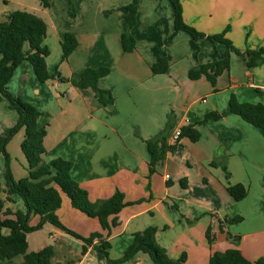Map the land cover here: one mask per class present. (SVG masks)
Returning a JSON list of instances; mask_svg holds the SVG:
<instances>
[{
	"label": "crops",
	"instance_id": "obj_1",
	"mask_svg": "<svg viewBox=\"0 0 264 264\" xmlns=\"http://www.w3.org/2000/svg\"><path fill=\"white\" fill-rule=\"evenodd\" d=\"M131 3L138 7L137 23L131 29L136 46L126 51L122 34ZM182 4L185 22L205 35L195 39L179 31L171 38L170 0H73L74 9L71 0H50L49 7L34 6L33 12L48 26L44 43L50 48L49 71L58 68L63 76L72 77L87 67H109L99 86L112 92L114 104L100 107L92 89L84 91L71 82L39 81L27 60L16 69L9 89L42 112L46 161L57 157L73 161L72 176L92 201L124 192L129 204L117 215L118 225L111 231L104 230L97 217L75 208L64 192L56 211L64 225L83 236L101 232L110 242L112 259L124 255L135 232L156 226L158 242L174 259L186 252V264H209L214 251L235 247L255 261L264 258L263 129L232 112L198 124L199 140L180 138L176 152L158 162L154 173H150L146 140L172 124L168 134L172 144L176 129L197 124L211 111H226L232 93L241 102L264 103V59L249 67V57L243 53L264 47V0H183ZM224 31L241 54L208 37ZM67 32L76 35L78 45L62 61ZM162 57H167L169 70L156 73L152 65ZM226 57L229 68L216 76L215 84L206 75L190 77L194 66ZM11 165L16 179L27 175L26 156L11 160ZM5 171L0 177V199L7 196ZM237 183L248 189L241 200L228 191L229 184ZM7 208L26 209L16 194L6 201ZM236 216L243 220L227 221ZM40 219L35 215L30 223ZM208 227L214 235L212 244ZM230 236L241 238L234 243ZM27 239L29 251L53 245L55 264H106L94 245L84 251L82 239L51 223L29 232ZM21 261L22 256L16 259ZM120 264L154 263L149 254L138 252Z\"/></svg>",
	"mask_w": 264,
	"mask_h": 264
},
{
	"label": "trees",
	"instance_id": "obj_2",
	"mask_svg": "<svg viewBox=\"0 0 264 264\" xmlns=\"http://www.w3.org/2000/svg\"><path fill=\"white\" fill-rule=\"evenodd\" d=\"M44 7L50 6V0H41ZM174 7V32L173 38L179 31H185L198 39L205 35L204 32L185 22L183 16V0H170ZM74 9L73 0H71ZM138 7L135 3L127 5L126 24L127 29L122 34L123 48L126 51L133 50L136 40L131 29L137 23ZM48 26L46 21L39 15L27 11L16 10L9 13L6 19L0 22V100L6 99L10 107L15 109L19 118L15 125L0 133V155H3L6 169V199H0V263L15 264H55V248L53 245L46 246L38 251L28 250L27 234L41 229L46 223H51L72 236L84 241V251L89 245H94L101 259L106 264H120L134 257L138 252L149 254L154 264H186L187 253L184 252L179 258H172L168 250L157 240L156 226H148L144 230L133 234V240L120 259H112L109 254L110 242L101 232H94L89 236H83L68 228L58 217L56 211L62 205V192L71 199L72 205L86 213L88 216L97 217L104 230L111 231L112 226L118 225L117 215L129 204L125 200V194L117 190L111 197L92 201L88 191L83 188L72 176L73 161L57 157L46 161L44 153L46 148L44 139L47 127L40 122L42 112L31 102L21 96L15 95L9 89V82L14 76L16 69L24 62L29 61L34 72L41 82L58 79L62 82H71L74 86L84 91L92 89L96 102L100 107H109L114 104V96L108 89L101 88L99 81L110 72L107 66L87 67L79 74L66 77L57 68L53 73L48 69L46 58L50 54V48L44 43L47 37ZM215 42H222L230 50L242 53L233 42L226 36V31L208 35ZM78 45V39L72 32H67L62 42V61L67 60ZM249 59V67L257 66L264 59V47L258 49H247L245 52ZM230 59L200 64L190 70L192 79L206 75L212 83H216V76L224 68H229ZM170 63L167 57H162L152 65L154 72L164 73L169 70ZM210 71H213L211 73ZM232 112L240 115L247 122L260 127L264 131V103L241 102L232 93L229 107L224 112L211 111L197 124L188 123L182 127L180 138L189 137L192 141H198L201 134L196 125L206 123L209 120H219L227 113ZM172 124H168L155 137L147 139L146 143L151 153L150 173L156 171L158 162L164 160L169 153L178 149L177 144L168 142V134ZM22 129L25 138L21 148L28 161V173L26 176L16 179L12 170L11 155L7 145L13 137ZM228 191L236 200L246 197L248 189L241 183L229 184ZM22 198L25 210L13 212L5 209L6 201H12L13 195ZM14 214L15 218L2 217V214ZM39 215L40 221L32 225L33 216ZM112 220H110V218ZM243 220L242 216L227 218L230 223ZM234 243L239 242L240 236H230ZM209 244L214 241L212 227L207 229ZM100 244H94L95 240ZM22 256L23 261L16 262ZM209 264H264L261 257L255 261L249 260L240 249L229 248L225 251H214L210 257Z\"/></svg>",
	"mask_w": 264,
	"mask_h": 264
},
{
	"label": "rangeland",
	"instance_id": "obj_3",
	"mask_svg": "<svg viewBox=\"0 0 264 264\" xmlns=\"http://www.w3.org/2000/svg\"><path fill=\"white\" fill-rule=\"evenodd\" d=\"M41 4V0H0V22L3 19H6V16L13 11L27 10L33 12V7L41 6ZM0 109V133H2L8 127L15 125V121L18 115L16 110L10 107V103L6 99L0 100ZM23 137L24 131H21V133L17 134L8 144V151L12 157V160L16 161L19 158H25V155L21 149V140L23 139ZM4 171V158L1 157L0 177H3Z\"/></svg>",
	"mask_w": 264,
	"mask_h": 264
},
{
	"label": "built area",
	"instance_id": "obj_4",
	"mask_svg": "<svg viewBox=\"0 0 264 264\" xmlns=\"http://www.w3.org/2000/svg\"><path fill=\"white\" fill-rule=\"evenodd\" d=\"M181 133H182L181 128L175 130V132L172 135V144H178V142L180 140ZM167 177H169V176H167Z\"/></svg>",
	"mask_w": 264,
	"mask_h": 264
}]
</instances>
